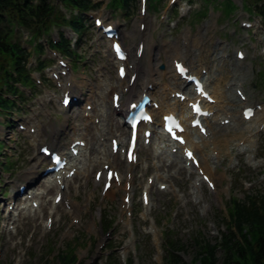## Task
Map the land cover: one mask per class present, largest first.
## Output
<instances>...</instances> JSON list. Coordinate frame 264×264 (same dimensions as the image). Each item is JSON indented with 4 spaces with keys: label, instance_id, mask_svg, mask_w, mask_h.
Instances as JSON below:
<instances>
[{
    "label": "rangeland",
    "instance_id": "rangeland-1",
    "mask_svg": "<svg viewBox=\"0 0 264 264\" xmlns=\"http://www.w3.org/2000/svg\"><path fill=\"white\" fill-rule=\"evenodd\" d=\"M49 1L65 11L61 4ZM95 1H101V4L90 11L94 15L101 13L108 22L115 19L124 45L129 43L132 48L140 41L132 31L145 32L144 54L138 61L142 70L149 63L154 69L149 74L154 85L157 84L154 89L157 95L163 94L166 82L173 83L172 60L179 59L194 72H199L204 66L201 72L207 73L208 87L217 96L219 106L226 105L237 113L242 101L235 96L231 84L233 80H240L247 99L245 104L257 103V107L253 105L257 114L252 120H240L220 130L218 143H221V148L217 146L216 151H221V157L210 162L217 177L216 188L211 193L204 185L193 188L194 173L187 172L176 155L157 151L153 145L147 149L141 147L140 163L135 167L132 179L128 180L127 176L126 184L123 182L119 189L115 184L110 189L111 194L103 196L101 186H95L92 178L82 171L69 186V195L77 212L64 211L59 206L53 208L51 198H46L43 204L48 207L47 211L41 210V215L30 213L31 222L20 218L8 232H2L0 227V264H105L109 248L114 257L119 256L121 264L131 253L134 264H200L196 257L200 253V245L204 246L206 242L217 247L220 259L224 252L216 242L222 230L227 232L230 200L233 197L242 199L245 194L254 191L264 194V25L260 16L252 13H255L254 0L234 1L237 9L233 12L227 7V0H192L191 3L176 0L172 4L169 0H145L142 5L139 0H134L128 14L109 6L110 0ZM141 17H144L145 29H139ZM243 21H249L252 26H242ZM84 24L86 29L78 38L69 27H54L53 38H57L58 29L69 35L71 60L53 51L47 54L46 51L39 56L47 61L46 65L49 62L51 65L39 70L36 54L33 55L32 51L26 67L35 82L33 90L28 91L24 87L26 94L22 99L11 98L18 111H0V210L7 198L4 197L8 194L5 190L8 184L12 185L10 181L27 178L24 172L38 163L31 159L34 156L42 159L33 147L31 134L17 132L16 127L25 119H32L35 122L33 125L40 124L46 128V132L43 129L38 131L43 141L64 145L69 138L67 136H84L89 145L97 146L98 135L91 120L82 118L74 107L61 109L52 101L61 97L63 82L69 76L76 78L77 88L83 93L85 101L96 103V112H108L106 88L118 84L109 41L101 35L93 17H87ZM28 37V33L23 31L18 38L30 51L33 47L27 43ZM45 40L40 42L46 43ZM237 49L243 51L244 60L236 61ZM60 58L64 59L65 66L58 64ZM222 68L223 73L220 71ZM61 70L66 74L62 75ZM54 72L60 77L52 79ZM162 81H165L164 84ZM143 83L145 80L138 74L133 88L136 90ZM224 85L232 87L227 91ZM15 86L24 90L21 85ZM5 87L0 85V89L5 90ZM230 96L235 101L224 104L223 99L228 100ZM116 120L113 119L115 125L119 122ZM100 122H103L106 133L101 136L103 143L109 145L107 131L110 121L102 116ZM115 125L111 136L122 142L127 133L121 135ZM58 129L62 131L56 133ZM223 137L226 138L224 143ZM239 140L246 142L238 149L235 145ZM208 148L209 145H206L205 152L209 151ZM114 157L119 168L126 171L122 156ZM151 178V199L146 208L139 192ZM161 182L166 183L168 189L159 191L157 186ZM44 185L39 184L40 187ZM125 188H128L131 199V206L127 209L122 207ZM51 213L54 222L48 229L44 221ZM108 225L111 229L107 232ZM235 235L237 240H241L237 232Z\"/></svg>",
    "mask_w": 264,
    "mask_h": 264
},
{
    "label": "trees",
    "instance_id": "trees-1",
    "mask_svg": "<svg viewBox=\"0 0 264 264\" xmlns=\"http://www.w3.org/2000/svg\"><path fill=\"white\" fill-rule=\"evenodd\" d=\"M53 2L61 4L65 11L49 0H0V85L6 86V90L0 89V110H18L15 104L3 98V94L7 92L13 97H23V91L15 83L29 89L34 86L26 68L28 53L18 38L20 33H29L28 43L33 46L34 54L44 53L45 47L40 39L45 38L49 49L70 58V40L59 31V40L54 43L50 39L52 30L54 27H69L80 37L86 29V12L101 4V1L95 0ZM133 2L134 0H110L109 6L128 14ZM227 2L230 11L233 10L235 6L228 0ZM252 5L255 10L252 13L261 15L264 25V0H254ZM37 61V69H43V60L38 57ZM226 223L227 232H222L216 242L222 248L224 256L218 259L217 247L206 242L204 246L200 245V253L196 257L200 264H264V194L254 191L245 194L242 199L233 197ZM236 232L241 240H237ZM170 244L173 246V243ZM106 259L105 264H121L111 253ZM131 262V257L127 258L126 263Z\"/></svg>",
    "mask_w": 264,
    "mask_h": 264
},
{
    "label": "bare ground",
    "instance_id": "bare-ground-1",
    "mask_svg": "<svg viewBox=\"0 0 264 264\" xmlns=\"http://www.w3.org/2000/svg\"><path fill=\"white\" fill-rule=\"evenodd\" d=\"M99 16V15H98ZM145 20H144V17H141L140 18V21L138 22V24H141V25H144L145 26ZM145 29V28H144ZM133 33H134V35L135 36H137V37H139V39H140V41L139 42H136L135 44H134V46L131 48V46H130V44L128 43V45H125L126 46V50L128 51V53H130V55H129V57H128V60H127V62H128V64H131V66H130V74L127 76V77H125V78H129L130 77V75H134L135 76V78H136V76L138 75V74H140V77H143V79L145 80V83L147 84V83H149L150 82V80H151V76H150V72H153V68L151 67V64L149 63V64H147V66L144 68V70H142L141 68H142V66H141V64H140V62L138 61L142 56H143V54H144V41H143V37H144V35H145V32H134V31H132ZM120 37H121V34H120ZM112 40V39H111ZM143 41V42H142ZM120 43L122 44V45H124V43H123V41H121L120 40ZM200 55V54H199ZM201 56V55H200ZM223 57H224V55H223ZM245 58V57H244ZM244 58H243V60H244ZM207 62L209 61L208 59L206 60ZM236 61H240V60H236ZM176 62H179L178 60H176L174 63H176ZM202 67H204V66H202ZM202 67L200 68V70H199V72H201L202 70ZM222 67H223V65H222ZM193 70V69H192ZM173 71H174V66H173ZM220 71H222V73H223V68H222V70H220ZM170 72V71H169ZM199 72H196L195 71V73L196 74H200V76L202 75V76H204V74H202V72L201 73H199ZM157 73V72H156ZM172 73V76L173 77H175V74L173 73V72H171ZM160 74V73H159ZM171 76V77H172ZM205 77V76H204ZM164 77H162L161 79H163ZM145 83H143V85H141L140 87H139V93L138 92H136V94L138 93V97L141 95V92H142V90H143V88L145 87L144 86V84ZM136 84H133L131 87H130V92H133L134 91V86H135ZM181 85H182V82L181 81H178V80H176V86L177 87H181ZM231 85H233V86H235V88H237L238 89V86L241 88L242 86H243V84L240 82V80H233V82H232V84ZM153 86H154V84H153ZM164 87H165V85H164ZM236 89V90H237ZM153 91V90H152ZM169 91H171V92H174V91H178V90H169ZM151 92V91H150ZM237 93V92H236ZM151 94L153 95V93L151 92ZM244 94V93H243ZM215 96V95H214ZM215 98H216V96H215ZM104 99V98H103ZM228 101H230V102H234L235 101V99H234V97H232V96H230V99L228 98ZM229 102V103H230ZM106 106V105H105ZM248 106H250V105H248ZM165 109H167V110H177V109H179L180 110V112H184L186 109H185V105L183 104V103H180V102H178V100H174L173 101V103H170V104H166V105H161L160 107H159V110H165ZM108 110H106V112H107ZM223 112H225V113H228V111H223ZM122 113V111L120 110L119 111V114H121ZM234 115H232V117H233ZM105 117V116H104ZM220 119H224V117H222V118H220ZM252 118H250V120H251ZM109 121H110V123H109V125H111V126H113V125H115V124H113L112 122H113V118H111L110 117V119H108ZM116 127H117V129L119 130V132H120V134L121 135H125V133H126V125H125V123H119V122H116V125H115ZM230 125H227V126H224V128H222V129H227L228 127H229ZM40 128H41V125H40ZM96 128H97V126H96ZM190 135H191V132H188L187 134H186V138L190 141V143H191V139H190ZM216 135V136H215ZM217 135H221V133H219V132H215L214 133V135H213V138H214V140H212L213 141V144H215V145H218V140H217ZM101 136V135H100ZM223 143H224V141H226V138L225 137H223ZM228 141V140H227ZM230 141V140H229ZM202 145L203 146H205V145H207L206 143H207V141L205 140V139H202ZM246 142V141H245ZM244 142V143H245ZM221 144V143H220ZM219 144V145H220ZM100 145H102L103 147H104V145H103V143H101ZM192 145V144H191ZM196 145V144H195ZM225 145V144H224ZM223 145V146H224ZM228 145V144H227ZM246 145V144H245ZM222 146V145H221ZM197 147H201V145L200 144H198V145H196V147L194 146V148H197ZM220 147V146H219ZM105 148V147H104ZM221 148V147H220ZM83 150L84 149H82V152H83ZM217 150V149H216ZM223 150V149H222ZM250 156V155H249ZM178 158V157H177ZM109 159H112L113 161H115V158H113V157H111V158H109ZM249 159H252V157H250ZM251 161V160H250ZM106 163V162H105ZM150 168H153L152 166H150ZM204 168H206V169H208L209 170V172L211 173V171H210V168L208 167V165L207 164H204ZM129 178L130 177H128V180H129ZM125 179V178H124ZM124 179H122L121 178V181L122 180H124ZM131 179V178H130ZM212 180L214 181V183L215 182H217V177H216V175H215V173L213 174V178H212ZM121 181H120V183H121ZM43 183V182H42ZM97 185V184H96ZM112 187V186H111ZM112 193V191H110V189H108L107 190V192L105 193L106 195L107 194H111ZM55 197V196H54ZM122 199H123V202H122V207H128L127 206V203H129L130 201H131V199H130V196H129V191H128V188L126 189L125 188V193H124V195H123V197H122ZM75 207V206H74ZM75 212H77V210H76V208H73V211H72V213H75ZM73 219H79V217H73Z\"/></svg>",
    "mask_w": 264,
    "mask_h": 264
},
{
    "label": "snow or ice",
    "instance_id": "snow-or-ice-1",
    "mask_svg": "<svg viewBox=\"0 0 264 264\" xmlns=\"http://www.w3.org/2000/svg\"><path fill=\"white\" fill-rule=\"evenodd\" d=\"M181 71H183V69H180ZM191 157V153L188 154Z\"/></svg>",
    "mask_w": 264,
    "mask_h": 264
}]
</instances>
